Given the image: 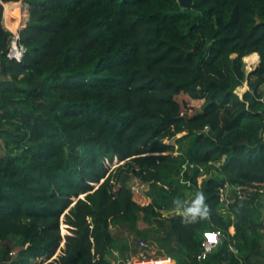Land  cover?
I'll list each match as a JSON object with an SVG mask.
<instances>
[{"label": "trees", "instance_id": "1", "mask_svg": "<svg viewBox=\"0 0 264 264\" xmlns=\"http://www.w3.org/2000/svg\"><path fill=\"white\" fill-rule=\"evenodd\" d=\"M17 1L0 0V264H114L112 226L139 219L170 264H264V0H22L21 60ZM197 192L209 215L185 225L173 199Z\"/></svg>", "mask_w": 264, "mask_h": 264}, {"label": "rangeland", "instance_id": "2", "mask_svg": "<svg viewBox=\"0 0 264 264\" xmlns=\"http://www.w3.org/2000/svg\"><path fill=\"white\" fill-rule=\"evenodd\" d=\"M17 2H19L23 7V17L20 19L23 20V18H24V20H26L28 17L27 5L22 0H18ZM15 9L19 13H21L17 4L15 6ZM2 23L6 28H7V26H9L12 30H15L17 27H22L21 25L14 27L12 25V22L10 23V21L7 22L5 20L4 16L2 17ZM21 23H22V21H21ZM21 23H19V24H21ZM257 60H258V54L250 55V56H247L245 58L244 62H245L246 72L254 69V66L257 64ZM247 88H248L247 82L244 81L242 85H239L236 87V92L240 96H242L243 92ZM177 98L180 101H186L187 102V104L189 106V109L187 110L188 112L194 111L195 109L199 108L202 104V99L192 98L185 93L178 94ZM128 181H129L130 185L136 184V183H141L139 179L134 178V177H130ZM229 187L231 190L235 189V185L231 184V185H229ZM135 195H137V193ZM147 199H145V200H147ZM172 212H173V210H162V215H168V214H171ZM112 231L118 239L117 240L118 245H120V246L126 245L127 249H125L123 251V253L126 252L125 254L134 253L132 249L134 247H138V242H136V240H138L139 238H143L149 245L148 250H147V253L149 255H151V256L161 255V254H158V251H157L158 247H157L156 242H157V239L160 238L164 234L162 227H159L155 224L147 223V222L143 221L142 219H139L136 223V229L134 231L129 229L125 225L121 226V227L112 226ZM117 248H114L111 251V254H109L110 259L115 264H119L120 261H122V255L121 254H123L120 252L119 248L118 249Z\"/></svg>", "mask_w": 264, "mask_h": 264}, {"label": "built area", "instance_id": "3", "mask_svg": "<svg viewBox=\"0 0 264 264\" xmlns=\"http://www.w3.org/2000/svg\"><path fill=\"white\" fill-rule=\"evenodd\" d=\"M7 29L11 31V37L8 45L7 50V57L21 60L22 56L25 52V47L19 43V29L18 27L15 30H12L9 26H7ZM207 126H205L206 128ZM136 183L130 185V189L133 194H138L142 192L145 187L147 186L146 182ZM263 206H264V200H263ZM264 228V227H263ZM211 237H214L215 239H211ZM225 237V234L221 228H214L205 230L203 232V239L201 241V248L199 252L197 253L198 259H203L207 256L208 253L212 251V249L223 240ZM148 243L142 239H138V247L137 250L132 254H125L124 255V263L125 264H170L171 258L167 255H158V256H151L147 253L148 250ZM264 246V244H263Z\"/></svg>", "mask_w": 264, "mask_h": 264}, {"label": "clouds", "instance_id": "4", "mask_svg": "<svg viewBox=\"0 0 264 264\" xmlns=\"http://www.w3.org/2000/svg\"><path fill=\"white\" fill-rule=\"evenodd\" d=\"M205 201V194L203 192H197L190 203L184 202L179 197H176L173 199V204L181 217V222L188 225L196 223L199 219H204L209 215L210 210Z\"/></svg>", "mask_w": 264, "mask_h": 264}, {"label": "bare ground", "instance_id": "5", "mask_svg": "<svg viewBox=\"0 0 264 264\" xmlns=\"http://www.w3.org/2000/svg\"><path fill=\"white\" fill-rule=\"evenodd\" d=\"M20 10V9H19ZM23 17V15L21 14V13H19L16 9H15V7H9V8H6V10H5V13H4V18H5V20L8 22V21H10V23L12 22V25L14 26V27H17V26H19V25H21L22 23H21V21H22V19H20V18H22ZM11 19V20H10ZM23 20H24V18H23ZM15 21V22H14ZM19 23H21V24H19ZM25 25V24H24ZM22 26V25H21ZM18 28V27H17ZM16 28V29H17Z\"/></svg>", "mask_w": 264, "mask_h": 264}, {"label": "crops", "instance_id": "6", "mask_svg": "<svg viewBox=\"0 0 264 264\" xmlns=\"http://www.w3.org/2000/svg\"><path fill=\"white\" fill-rule=\"evenodd\" d=\"M16 5V4H15ZM148 187H146L142 192L138 193L137 195L133 194V199L140 203V204H145V202H149L150 201V196L148 195ZM148 198V199H147ZM147 199V200H145ZM144 202V203H143ZM146 202V203H147ZM129 243V242H128ZM127 249V248H125ZM126 253V252H125ZM125 255V254H124ZM109 257V256H108ZM110 258V257H109ZM111 260V259H110ZM112 261V260H111ZM113 262V261H112ZM114 263V262H113ZM115 264V263H114Z\"/></svg>", "mask_w": 264, "mask_h": 264}, {"label": "water", "instance_id": "7", "mask_svg": "<svg viewBox=\"0 0 264 264\" xmlns=\"http://www.w3.org/2000/svg\"><path fill=\"white\" fill-rule=\"evenodd\" d=\"M190 0H179L180 4L185 6L189 3ZM27 20V19H26ZM26 20H22V26L25 24ZM258 61H259V57H258V60H257V64H258ZM257 64L254 66V68H256Z\"/></svg>", "mask_w": 264, "mask_h": 264}, {"label": "snow or ice", "instance_id": "8", "mask_svg": "<svg viewBox=\"0 0 264 264\" xmlns=\"http://www.w3.org/2000/svg\"><path fill=\"white\" fill-rule=\"evenodd\" d=\"M211 239H215L214 237H211Z\"/></svg>", "mask_w": 264, "mask_h": 264}]
</instances>
